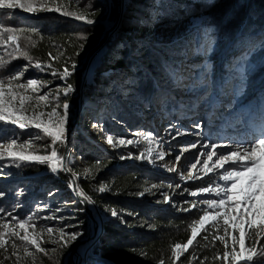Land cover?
I'll list each match as a JSON object with an SVG mask.
<instances>
[{
  "label": "rangeland",
  "instance_id": "374dc122",
  "mask_svg": "<svg viewBox=\"0 0 264 264\" xmlns=\"http://www.w3.org/2000/svg\"><path fill=\"white\" fill-rule=\"evenodd\" d=\"M126 1L115 2L117 21ZM155 1L151 4L153 9ZM107 2L0 0V12L9 14L18 25L31 24L35 29H41L50 20L86 26L92 16L83 9L102 10L108 17V7L103 6ZM67 10L74 15L64 12ZM173 20L177 23L171 25V33L175 37L183 33L189 38L182 51L188 58L186 64L180 61L182 70L175 84L172 82L168 90H162L171 92L182 107L181 118L172 111L164 115L159 106H148L138 112L142 122L131 128L113 113H105L109 102L106 95L99 101L92 98L87 85L95 88L93 79L103 63L98 64L111 47L110 38L118 28L115 19L108 21V30L97 49L88 61L86 55L74 71L79 79L75 89L67 83L68 71L58 73L52 67L31 63L12 72L9 84L0 81V124L4 129L0 138V180L6 179L4 186L19 189L16 176L3 164H39L57 181L61 179L60 173L63 174L69 182V193L76 200L69 174L75 176L78 190L92 206V200L80 188L82 181L89 182L92 194L102 195L107 192L106 181L97 176L121 166H136L147 176L141 197L149 196L152 203L163 209L199 214L190 242L178 247L177 254L187 250L202 231L211 227L220 229V234L233 240L230 256L234 264L248 263L253 252L245 248L247 232H264V64L254 67L248 58L264 44V35L258 34L239 44L241 31L227 36L205 14H200L189 31L184 32L181 19L168 22ZM109 29H112L110 34ZM5 39L2 52L20 49L16 35L10 34ZM197 40L204 44L202 49H194ZM111 73L103 72L101 76L109 77ZM39 74L50 77L40 82ZM95 92L98 91L95 89ZM121 100L132 106L131 102ZM21 130H26L28 137L15 135L22 133ZM80 131L84 134H79ZM88 157L96 161L90 170L87 163L93 159ZM65 159L71 169L68 174L63 170ZM105 161L113 166L102 165ZM50 184L52 187H46L50 197L48 200L43 197V201L37 199L34 208L45 213V227L35 225L30 219L11 225L29 247L46 254L70 245L74 248L88 234L84 208V219H79L75 212L67 214L65 207L62 204L58 207L57 202L60 197L65 199L68 192L57 190L54 185L58 183ZM99 214L103 224L109 216L116 217L117 212L99 211ZM0 222L1 234L9 229L11 222ZM69 261L70 256L68 264ZM92 261L107 264L93 251L87 257L81 254L76 264Z\"/></svg>",
  "mask_w": 264,
  "mask_h": 264
},
{
  "label": "trees",
  "instance_id": "16d2710c",
  "mask_svg": "<svg viewBox=\"0 0 264 264\" xmlns=\"http://www.w3.org/2000/svg\"><path fill=\"white\" fill-rule=\"evenodd\" d=\"M116 1L108 0V5L104 3L103 6H107L110 13L109 16L106 14L108 17L104 16L102 10L89 11L78 5L92 16L86 26L50 20L42 24L41 29H35L31 24L18 25L20 23L9 14L0 12V81L9 84L13 78L12 72L22 70L29 66L26 63H31L52 67L58 73L68 71L70 75L67 83L75 89L79 79L74 71L89 50L104 37L108 30L107 22L116 20V12L113 10ZM155 2L156 8L153 9V0H129L122 25L110 42L111 47L104 56L98 76L93 79L96 86L87 85L93 99L99 101L104 95L108 97L105 113H113L114 117L131 128L142 122L138 112L148 106H159L165 113L172 111L181 118L182 107L171 92L165 93L164 90H168L172 82L175 84V77L182 70L179 63L186 56L182 55V51L186 49L189 38L183 36V33L175 37L170 27L177 22L169 20L180 18L184 32L189 31L190 25L199 19L200 14H205L227 36L241 31L239 37L242 40L237 42L239 44L248 42L258 34L264 35V0ZM64 12L73 14L70 10ZM254 30L257 31L252 35ZM10 34L17 36L20 49L2 52L1 45L6 41L5 36ZM175 38L178 40L173 41ZM203 47L199 40L194 45V49ZM248 59L252 66L261 67L264 64V44L253 50ZM107 71L113 75L103 78L101 73ZM48 77L39 74L38 80L43 82ZM162 85L164 88H161ZM122 98L131 102L132 106L128 107ZM65 100L70 101L69 98ZM1 125L0 138L4 130ZM25 131L21 130L22 133L15 135L24 139L29 135ZM77 138L81 137L78 135ZM88 158L93 159L87 163L90 170L96 161L94 157ZM102 165L111 168L113 163L105 161ZM3 167L16 176L15 181L20 184V188L4 186L2 184L6 179L0 180V221L11 222L7 224L9 229L0 234V264H68L73 245L58 249L54 254H46L29 247L11 227L13 223L25 219H30L41 228L45 227V213L34 211V208L37 199L43 201V197L45 200L50 197L46 188L51 186L50 182L58 183L52 184L57 190L68 192L65 199L60 197L57 206L62 204L67 214L75 212L79 219H84L83 206L69 193L68 179L60 173L63 182L61 179L57 181L39 164L20 162L13 166L3 164ZM20 177L29 180H17ZM97 177L106 181L107 192L102 195L92 194L87 181H82L80 188L100 212H117L116 217L109 216L103 222V233L92 250L107 264H234L230 256L233 240L220 234V229L211 227L202 231L187 250L177 254L178 247H185L190 242L199 214L195 211L184 213L163 209L152 203L149 196L141 197L144 194V179L147 180L144 170L136 166H121L118 170L101 173ZM30 182L31 186L28 184ZM245 248L253 252V255L249 256L248 263L241 264H264V232L258 234L249 230L245 237ZM89 264L100 263L92 261Z\"/></svg>",
  "mask_w": 264,
  "mask_h": 264
},
{
  "label": "bare ground",
  "instance_id": "6f19581e",
  "mask_svg": "<svg viewBox=\"0 0 264 264\" xmlns=\"http://www.w3.org/2000/svg\"><path fill=\"white\" fill-rule=\"evenodd\" d=\"M128 0L125 2V4L122 6V11H121V14H120V19H119V22H118V28H115L114 29V34L111 36V40L114 39V35L117 33V31L119 30V27L121 26V23L123 21V16H124V11H125V6L128 4ZM117 21V19H116ZM189 41V40H188ZM198 41V40H197ZM195 45V44H194ZM204 45V44H203ZM187 55L183 58L182 62H185V64L187 63L186 60H187ZM185 60V61H184ZM102 64V62H100L98 65ZM179 75V73H178ZM177 77V76H176ZM175 77V78H176ZM151 107V106H150ZM153 108V107H152ZM164 115L168 114V113H165L163 111ZM63 170L65 171V173H71V169L70 167L67 165V160L65 159L64 160V164H63ZM71 176H73L71 174ZM73 181H74V184H75V190L77 192V194L82 198L84 199V201L87 203V211H88V229H89V234L87 235V237L83 240V245L81 246L80 248V251L78 252L77 254V258L82 254L84 257H87L88 255L91 254V251L93 250V247H94V244L97 240V229L99 228V226L101 225L100 223L102 222V217L101 215L99 214V211H97L98 209L95 208L94 205H90L88 200H87V197L85 195H83V193H81L79 190H78V186H77V180H76V177L73 176ZM102 228H103V224H102ZM102 235V234H101ZM100 235V237H101ZM99 237V238H100Z\"/></svg>",
  "mask_w": 264,
  "mask_h": 264
},
{
  "label": "water",
  "instance_id": "95a60500",
  "mask_svg": "<svg viewBox=\"0 0 264 264\" xmlns=\"http://www.w3.org/2000/svg\"><path fill=\"white\" fill-rule=\"evenodd\" d=\"M118 17V21H117V23H116V25H118V22H119V19H120V15L118 14L117 15ZM112 31V29H109V31H108V34H110V32ZM108 36V35H107ZM107 36H106V38H107ZM97 47L98 46H96V47H94V48H92V49H90L89 50V52H88V54H87V57H86V60L88 61L89 59H90V57L92 56V54L94 53V51H95V49H97ZM68 174V173H67ZM69 176H70V178H71V180H72V183H73V188H74V196H75V198H76V200L83 206V208H84V213H85V215H86V217L88 218V211H87V203L84 201V199H82L78 194H77V192H76V190H75V184H74V181H73V176H71L70 174H69ZM96 208V207H95ZM97 209V208H96ZM101 225L99 226V228L97 229V232H96V234H97V239L99 238V236L102 234V232H103V228H102V222L100 223ZM88 234H89V229H88V232H87ZM87 234V235H88ZM83 241L82 242H80V243H78V244H76L75 246H74V248H73V250L69 253V256H70V261H69V263L70 264H76V259H77V254H78V251H77V248L80 246H82L83 245ZM106 263H108L107 261H106Z\"/></svg>",
  "mask_w": 264,
  "mask_h": 264
}]
</instances>
